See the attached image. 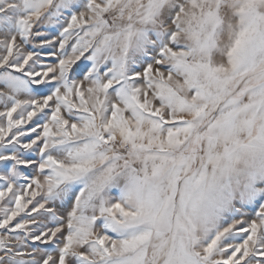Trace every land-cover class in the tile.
Here are the masks:
<instances>
[{
    "label": "snow or ice",
    "instance_id": "obj_1",
    "mask_svg": "<svg viewBox=\"0 0 264 264\" xmlns=\"http://www.w3.org/2000/svg\"><path fill=\"white\" fill-rule=\"evenodd\" d=\"M0 264H264V0H0Z\"/></svg>",
    "mask_w": 264,
    "mask_h": 264
},
{
    "label": "rangeland",
    "instance_id": "obj_2",
    "mask_svg": "<svg viewBox=\"0 0 264 264\" xmlns=\"http://www.w3.org/2000/svg\"><path fill=\"white\" fill-rule=\"evenodd\" d=\"M41 31H44V29H41Z\"/></svg>",
    "mask_w": 264,
    "mask_h": 264
}]
</instances>
